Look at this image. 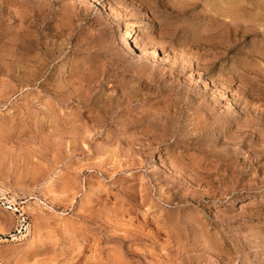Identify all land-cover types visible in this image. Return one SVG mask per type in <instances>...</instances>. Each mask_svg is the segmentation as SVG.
Returning <instances> with one entry per match:
<instances>
[{
    "label": "rangeland",
    "instance_id": "1",
    "mask_svg": "<svg viewBox=\"0 0 264 264\" xmlns=\"http://www.w3.org/2000/svg\"><path fill=\"white\" fill-rule=\"evenodd\" d=\"M0 264H264V0H0Z\"/></svg>",
    "mask_w": 264,
    "mask_h": 264
},
{
    "label": "bare ground",
    "instance_id": "2",
    "mask_svg": "<svg viewBox=\"0 0 264 264\" xmlns=\"http://www.w3.org/2000/svg\"><path fill=\"white\" fill-rule=\"evenodd\" d=\"M115 30L117 33H122V34L124 33L125 34L124 36L126 37V39H128V42H130L133 45V47L139 51V53L141 54L143 53V48L141 44L134 42L135 40L133 38V32L131 30L128 29L127 31H124L119 23L116 25ZM153 51L154 53H157L156 49H154Z\"/></svg>",
    "mask_w": 264,
    "mask_h": 264
}]
</instances>
